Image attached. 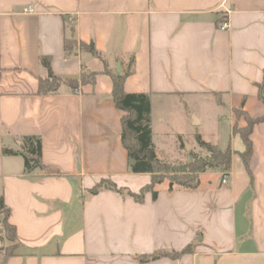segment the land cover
<instances>
[{"label":"crops","instance_id":"obj_1","mask_svg":"<svg viewBox=\"0 0 264 264\" xmlns=\"http://www.w3.org/2000/svg\"><path fill=\"white\" fill-rule=\"evenodd\" d=\"M73 32L94 42L111 69L134 58L125 90L150 96L161 159L186 162L200 148L198 132L235 151L228 182L207 171L196 189L163 182L157 199L149 192L143 202L109 189L89 193L102 179L138 193L151 175L129 170L105 63L81 49L66 55ZM41 56L58 77L85 68L97 81L41 92L49 75ZM263 83L264 0H0V195L23 245L6 264H264V121L251 133L249 169L234 131L247 125L235 108L264 116ZM29 135L41 137L47 166L31 173L21 155L2 152L21 150ZM189 244L194 251L176 259L139 260Z\"/></svg>","mask_w":264,"mask_h":264},{"label":"trees","instance_id":"obj_2","mask_svg":"<svg viewBox=\"0 0 264 264\" xmlns=\"http://www.w3.org/2000/svg\"><path fill=\"white\" fill-rule=\"evenodd\" d=\"M78 49L87 51L91 55L101 59L105 63L104 72L108 74L113 82L111 98L116 107L122 111V131L121 140L126 148L129 159V170L132 173L149 174L151 182L145 185L138 193L130 191L127 187H119L111 179H102L89 190L91 194H97L101 190L109 189L122 195H130L136 201L143 202L147 193H152V198L157 199L158 186L168 180L169 189L175 186L184 189H196L201 184V174L207 171H218L222 173V178L228 175L232 167V159L235 151L231 145L220 148L218 145L206 141L197 132L195 135L198 146L206 151L205 155H200L195 151L189 153V160L186 162H168L161 159L153 143L151 126V99L146 93H130L125 90V81L134 71V58L132 57L127 69L119 72L111 69L106 63L104 55L97 50L94 42L85 43L79 41L73 32L72 36L65 38L66 55L77 52ZM43 66L48 70V78L40 79L41 92L57 91L61 85H67L74 91H79L81 86L94 85L97 81L98 73L83 68L79 77L63 79L53 73L51 58L41 56ZM261 95L264 101V83L261 86ZM235 114L244 116L247 125L245 127H234V131L239 133L245 142L246 149L240 155L246 167L249 169L250 160L253 153V141L251 133L257 123L264 121V116L252 118L243 110L242 106L234 109ZM3 154L21 155L24 158L25 172L31 173L36 169H45L47 166L42 157V139L37 135L24 136L21 150L15 151L4 148ZM11 210L5 202L4 196L0 195V257L2 264H6L9 258L19 255L22 243L18 239L17 228L10 221ZM194 245L189 244L182 250H157L148 255L139 256V260L147 262L161 257L176 259L184 254L192 253Z\"/></svg>","mask_w":264,"mask_h":264},{"label":"rangeland","instance_id":"obj_3","mask_svg":"<svg viewBox=\"0 0 264 264\" xmlns=\"http://www.w3.org/2000/svg\"><path fill=\"white\" fill-rule=\"evenodd\" d=\"M48 78V77H47ZM217 99L222 103V98H220V97H217ZM236 115V114H235ZM237 116V115H236ZM237 118H244V116H241V115H238L237 116ZM245 119V118H244ZM226 126H227V122L224 120V121H222V126H221V133L224 135V133L226 134V132H225V128H226ZM236 126V125H235ZM208 135V137H210L211 139H214L216 136V133H215V131H213L212 129L211 130H209V134H207ZM225 136V135H224ZM224 136H222V138L224 137ZM212 143V142H211ZM219 143H222V142H219ZM188 147H190L189 145H188ZM197 150V153L198 154H200V155H205L206 154V151L205 150H203V149H201V148H197L196 149ZM183 151H185V149H184V144H183ZM189 160V159H188ZM164 182H169L168 180H166V181H164Z\"/></svg>","mask_w":264,"mask_h":264},{"label":"built area","instance_id":"obj_4","mask_svg":"<svg viewBox=\"0 0 264 264\" xmlns=\"http://www.w3.org/2000/svg\"><path fill=\"white\" fill-rule=\"evenodd\" d=\"M32 10V6L31 5H29V6H27V7H25L24 8V11H31ZM227 26H228V24H227V22H223L222 24H221V28L222 29H226L227 28ZM228 182V178L227 177H225L223 180H222V183H227Z\"/></svg>","mask_w":264,"mask_h":264},{"label":"water","instance_id":"obj_5","mask_svg":"<svg viewBox=\"0 0 264 264\" xmlns=\"http://www.w3.org/2000/svg\"><path fill=\"white\" fill-rule=\"evenodd\" d=\"M78 167H79V163H78Z\"/></svg>","mask_w":264,"mask_h":264}]
</instances>
